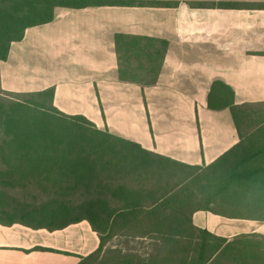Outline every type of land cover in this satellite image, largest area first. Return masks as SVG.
<instances>
[{"label": "crops", "instance_id": "crops-1", "mask_svg": "<svg viewBox=\"0 0 264 264\" xmlns=\"http://www.w3.org/2000/svg\"><path fill=\"white\" fill-rule=\"evenodd\" d=\"M240 2L56 7L52 21L27 28L11 44L0 63V86L15 94L52 89V106L66 115L83 116L99 130L175 161L213 165L240 146L230 108L210 107L213 84L230 87L235 105L264 104V7ZM118 35L165 41L167 47L143 43L130 50L124 41L118 50ZM161 52L157 69L153 59ZM255 147L264 151V141ZM257 161L264 162V153ZM26 194L10 209H52L39 189ZM192 221L228 242L245 240L246 251L241 247L232 257L264 264L263 247L247 237L264 239V220L196 211ZM99 246L86 219L64 226L0 221V264H81Z\"/></svg>", "mask_w": 264, "mask_h": 264}, {"label": "trees", "instance_id": "trees-1", "mask_svg": "<svg viewBox=\"0 0 264 264\" xmlns=\"http://www.w3.org/2000/svg\"><path fill=\"white\" fill-rule=\"evenodd\" d=\"M126 3L71 5L59 0H0V63L27 28L52 21L56 7ZM124 41H129L130 50L143 43L160 45L162 51L167 47L165 41L118 35V50ZM162 56L161 52L158 61L153 59L157 69ZM213 92L216 97L210 98V107L230 108L240 132V146L217 163L201 167L146 151L99 130L83 116L58 111L52 106V89L28 95H47L48 109L65 125H23L20 111L32 102L20 100L17 96L22 94L6 92L0 86V187L7 190L0 192V206L14 207L20 198L13 195V190L26 195L36 189L53 204L51 210L6 207L15 214L0 221L29 218L64 226L88 220L100 238V246L83 257L81 264H247L240 256L232 257L241 247L246 251L245 240L228 242L192 221L196 211L264 220V162L257 161L264 151L255 147L264 141V124L249 129L239 123L237 111L253 104L235 105L230 87L215 82ZM176 167L213 171L221 182L213 189L194 191L188 181L181 180ZM117 178L123 183L116 189ZM88 210L99 214L80 213ZM68 213L80 214L70 218ZM256 236H247L248 243L261 245L264 250V239L256 240Z\"/></svg>", "mask_w": 264, "mask_h": 264}, {"label": "rangeland", "instance_id": "rangeland-1", "mask_svg": "<svg viewBox=\"0 0 264 264\" xmlns=\"http://www.w3.org/2000/svg\"><path fill=\"white\" fill-rule=\"evenodd\" d=\"M61 3L64 4H71V5H80L84 3L89 2H150V0H59ZM243 1V0H242ZM233 4V3H232ZM239 5H264V0H244V2L237 3ZM20 100L32 102L31 105H26L28 107L27 109H22L20 112L22 113V119L21 124L23 125H47L50 126H57L59 128L63 127L65 125L63 122L57 120L60 119L56 113L48 109V96L44 95L41 97L32 96L28 94H22L17 96ZM237 119L239 123L243 126L248 127L249 129H255L258 125L264 124V104H253V105H246L244 108L240 109V111H237ZM79 121L76 120V123ZM177 171L181 173V180L182 178L185 181H188L189 184H191L192 189L194 191L196 189L202 188L203 190H206L208 188L213 189V187H216L218 183L221 182V179L218 181L215 176L213 175V171L208 172L206 169H185V168H179L176 167ZM217 172V171H216ZM123 183L122 179L117 178L116 181V189L121 186ZM186 184V183H185ZM0 192H7L5 187H0ZM12 193V191L10 192ZM13 195H18L19 198H22L26 195H21L23 192L18 190V192H14ZM25 194V193H24ZM9 207V206H6ZM5 205L0 206V219L6 220L11 218L15 213L10 212V210H6ZM11 207V206H10ZM9 207V208H10ZM91 207V206H90ZM83 215L86 216H94L96 214H99L97 211L88 210L85 212H80ZM80 213H68L67 216L70 218L74 217L75 215H78ZM196 222L200 223L201 219L198 216L196 218Z\"/></svg>", "mask_w": 264, "mask_h": 264}]
</instances>
